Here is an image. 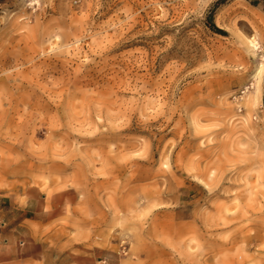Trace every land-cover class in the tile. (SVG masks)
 <instances>
[{
	"label": "rangeland",
	"instance_id": "obj_1",
	"mask_svg": "<svg viewBox=\"0 0 264 264\" xmlns=\"http://www.w3.org/2000/svg\"><path fill=\"white\" fill-rule=\"evenodd\" d=\"M30 188L121 264H264V0H0V191Z\"/></svg>",
	"mask_w": 264,
	"mask_h": 264
},
{
	"label": "crops",
	"instance_id": "obj_2",
	"mask_svg": "<svg viewBox=\"0 0 264 264\" xmlns=\"http://www.w3.org/2000/svg\"><path fill=\"white\" fill-rule=\"evenodd\" d=\"M47 200L32 188L0 191V264H121L114 249L56 242L45 228L60 214Z\"/></svg>",
	"mask_w": 264,
	"mask_h": 264
},
{
	"label": "trees",
	"instance_id": "obj_3",
	"mask_svg": "<svg viewBox=\"0 0 264 264\" xmlns=\"http://www.w3.org/2000/svg\"><path fill=\"white\" fill-rule=\"evenodd\" d=\"M216 32L221 33V31H219L218 29H216L215 27H212Z\"/></svg>",
	"mask_w": 264,
	"mask_h": 264
}]
</instances>
